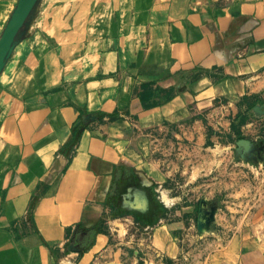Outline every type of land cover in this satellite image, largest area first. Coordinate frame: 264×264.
<instances>
[{
  "label": "crops",
  "instance_id": "obj_1",
  "mask_svg": "<svg viewBox=\"0 0 264 264\" xmlns=\"http://www.w3.org/2000/svg\"><path fill=\"white\" fill-rule=\"evenodd\" d=\"M28 1L0 0V264H89L118 238L94 233L113 194L124 213L170 200L154 135L264 93V0H39L21 20ZM145 242L178 254L167 226Z\"/></svg>",
  "mask_w": 264,
  "mask_h": 264
},
{
  "label": "rangeland",
  "instance_id": "obj_2",
  "mask_svg": "<svg viewBox=\"0 0 264 264\" xmlns=\"http://www.w3.org/2000/svg\"><path fill=\"white\" fill-rule=\"evenodd\" d=\"M262 89L256 84L237 99H218L169 133L154 135L151 160L165 175L170 200L151 187L140 211L124 213L117 207L120 193L113 194L112 211L94 233L119 230L118 238L89 264H264ZM168 94L151 90L146 99L159 102ZM160 225L170 229L176 256L146 246L145 238ZM77 238L68 246L82 255L91 245L84 249Z\"/></svg>",
  "mask_w": 264,
  "mask_h": 264
},
{
  "label": "water",
  "instance_id": "obj_3",
  "mask_svg": "<svg viewBox=\"0 0 264 264\" xmlns=\"http://www.w3.org/2000/svg\"><path fill=\"white\" fill-rule=\"evenodd\" d=\"M39 0H29L28 3L26 4L25 8L23 9L20 19L24 20L25 18H27L29 16V14L31 13L32 9L35 7V5L37 4ZM14 25H8L0 39V56H3L8 44L10 42V39L12 37V34L14 32Z\"/></svg>",
  "mask_w": 264,
  "mask_h": 264
}]
</instances>
